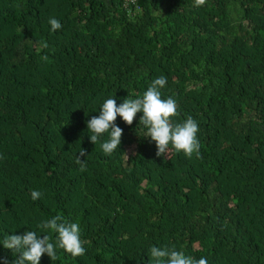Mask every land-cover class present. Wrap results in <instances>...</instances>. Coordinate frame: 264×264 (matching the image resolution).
Here are the masks:
<instances>
[{
  "label": "trees",
  "instance_id": "16d2710c",
  "mask_svg": "<svg viewBox=\"0 0 264 264\" xmlns=\"http://www.w3.org/2000/svg\"><path fill=\"white\" fill-rule=\"evenodd\" d=\"M160 76L174 122H198L200 158L171 145L157 157L142 113L117 117L121 144L105 155L87 122ZM0 157V241L55 242L36 226L60 215L87 242L40 264H153L152 246L264 264V0H0ZM5 258L18 255L0 244Z\"/></svg>",
  "mask_w": 264,
  "mask_h": 264
},
{
  "label": "clouds",
  "instance_id": "9594fccd",
  "mask_svg": "<svg viewBox=\"0 0 264 264\" xmlns=\"http://www.w3.org/2000/svg\"><path fill=\"white\" fill-rule=\"evenodd\" d=\"M206 0H195L197 6H202ZM48 23L52 31L61 29L59 20L50 18ZM43 48H47L46 42H41ZM43 61L48 60V56L41 57ZM167 84L164 76L156 78L142 97L126 98L117 106L115 98H108L104 101L99 115L92 117L87 122V132L91 143L94 145L101 142V149L105 155L111 156L120 147L123 130L115 124L119 116L129 126L137 113H142L139 126L146 129L144 137L150 138L155 142L157 157L167 156L169 146L177 153H183L185 157L191 159L195 154L200 158V142L197 138L199 132L198 122L188 116L183 122H174V118L179 116L178 105L175 99L168 97L162 99L161 89ZM107 134V139H103ZM86 151L81 150L76 155V163L80 165V171L86 170ZM3 158V157H0ZM33 201L39 200L43 193L39 190L31 192ZM41 233H54L55 242L49 234L38 235L36 231L27 230L22 235H5L0 244L5 249L11 250L18 258L14 264H40L44 254L51 260L58 258L57 248L70 254L73 258L85 254L84 245L87 243L81 238L80 225L65 219L63 216L56 215L51 219H46L36 226ZM153 264H208L204 257L199 259L185 255L183 251L175 248L157 247L150 248ZM0 264H8L5 258Z\"/></svg>",
  "mask_w": 264,
  "mask_h": 264
},
{
  "label": "built area",
  "instance_id": "2783aa9c",
  "mask_svg": "<svg viewBox=\"0 0 264 264\" xmlns=\"http://www.w3.org/2000/svg\"><path fill=\"white\" fill-rule=\"evenodd\" d=\"M127 3H136L138 0H125Z\"/></svg>",
  "mask_w": 264,
  "mask_h": 264
}]
</instances>
